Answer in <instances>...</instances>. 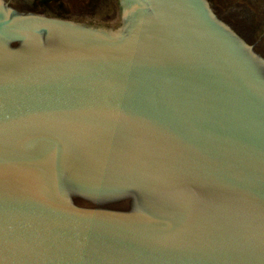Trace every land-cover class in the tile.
I'll list each match as a JSON object with an SVG mask.
<instances>
[{"label": "water", "instance_id": "water-1", "mask_svg": "<svg viewBox=\"0 0 264 264\" xmlns=\"http://www.w3.org/2000/svg\"><path fill=\"white\" fill-rule=\"evenodd\" d=\"M35 4L0 0V264H264V26Z\"/></svg>", "mask_w": 264, "mask_h": 264}, {"label": "flooded vegetation", "instance_id": "flooded-vegetation-1", "mask_svg": "<svg viewBox=\"0 0 264 264\" xmlns=\"http://www.w3.org/2000/svg\"><path fill=\"white\" fill-rule=\"evenodd\" d=\"M110 0H35L37 8L45 7L60 14L97 12L105 9ZM239 11L252 13L255 18L253 24L264 26V0H227L226 7L232 4ZM106 6V7H105Z\"/></svg>", "mask_w": 264, "mask_h": 264}]
</instances>
